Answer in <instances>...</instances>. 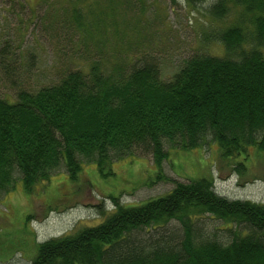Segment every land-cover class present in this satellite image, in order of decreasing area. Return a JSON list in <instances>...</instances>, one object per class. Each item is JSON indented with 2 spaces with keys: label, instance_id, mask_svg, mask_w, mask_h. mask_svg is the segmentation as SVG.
I'll return each mask as SVG.
<instances>
[{
  "label": "trees",
  "instance_id": "16d2710c",
  "mask_svg": "<svg viewBox=\"0 0 264 264\" xmlns=\"http://www.w3.org/2000/svg\"><path fill=\"white\" fill-rule=\"evenodd\" d=\"M68 1L69 33L83 55L54 82L0 97L1 188L17 174L29 191L61 165L70 181L88 163L113 176L112 163L136 151L160 168L166 147L208 141L227 158L246 157L252 146L264 152V0H213L208 26L224 24L204 40L223 54L196 51L168 80L148 54L124 64L112 52L109 61L102 25L117 0L99 11L94 0ZM0 48L6 57L8 44ZM194 180L139 204L109 195L114 206L100 222L37 243L31 264H264V203L222 196L211 178ZM205 214L229 225L228 242L203 235L197 221Z\"/></svg>",
  "mask_w": 264,
  "mask_h": 264
},
{
  "label": "rangeland",
  "instance_id": "374dc122",
  "mask_svg": "<svg viewBox=\"0 0 264 264\" xmlns=\"http://www.w3.org/2000/svg\"><path fill=\"white\" fill-rule=\"evenodd\" d=\"M93 2L97 11L108 7L106 0ZM212 2L117 0L114 16L107 12L102 25V50L106 47L109 61L114 52L124 64L130 57L151 55L160 78L168 80L196 51L223 54L219 43L204 40V33L224 24L208 26L205 9ZM71 11L68 0H0V47L8 44L7 56L0 54V97H12L15 88L52 83L64 67L76 66L83 53L69 33L75 28ZM166 148L160 168L151 153L136 151L112 163L113 176L101 177L88 163L77 181H70L61 165L29 191L14 174L6 188L0 187V264H31L37 243L100 222L114 206L109 195L122 204H139L166 194L175 182L207 177L222 196L264 203V152L255 146L237 158L223 157L212 141L193 149ZM197 223L208 239L226 243L232 234L228 224L209 214Z\"/></svg>",
  "mask_w": 264,
  "mask_h": 264
},
{
  "label": "bare ground",
  "instance_id": "6f19581e",
  "mask_svg": "<svg viewBox=\"0 0 264 264\" xmlns=\"http://www.w3.org/2000/svg\"><path fill=\"white\" fill-rule=\"evenodd\" d=\"M172 76V75H171ZM18 86V85H17ZM65 203V202H64Z\"/></svg>",
  "mask_w": 264,
  "mask_h": 264
}]
</instances>
